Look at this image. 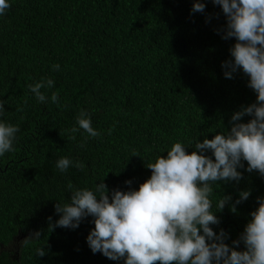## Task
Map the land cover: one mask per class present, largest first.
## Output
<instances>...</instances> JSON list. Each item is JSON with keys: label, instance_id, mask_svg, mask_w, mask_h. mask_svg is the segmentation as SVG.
I'll list each match as a JSON object with an SVG mask.
<instances>
[{"label": "trees", "instance_id": "trees-1", "mask_svg": "<svg viewBox=\"0 0 264 264\" xmlns=\"http://www.w3.org/2000/svg\"><path fill=\"white\" fill-rule=\"evenodd\" d=\"M9 2L0 15V122L19 131L15 150L0 156V264H125V258L92 252L91 216L76 229L51 230L60 218L55 205L69 203L74 190L95 191L102 181L109 195L138 190L151 176L146 166L167 157L173 144L181 142L191 154L195 143L230 131L232 115L257 96L242 69L232 79L224 75L222 64L234 61L230 49L237 41L222 38L227 20L212 0H200L204 12L192 11L195 0ZM47 79L54 86L41 89L47 97L41 103L29 85ZM53 92L59 105L51 101ZM82 110L98 137L80 129L69 138ZM205 154L215 159L210 150ZM62 157L85 167L61 172L56 163ZM241 162L242 178L217 181L210 196L220 220L210 227L217 235L224 230V242L238 251L245 245L233 241L259 207L257 198H264V176ZM246 190L249 198L233 212ZM222 196L232 199L217 211ZM37 231L40 239L22 246Z\"/></svg>", "mask_w": 264, "mask_h": 264}, {"label": "clouds", "instance_id": "clouds-1", "mask_svg": "<svg viewBox=\"0 0 264 264\" xmlns=\"http://www.w3.org/2000/svg\"><path fill=\"white\" fill-rule=\"evenodd\" d=\"M219 5L226 17L223 39L235 38L230 49L234 61H226L224 75L233 78L239 69L249 77L248 87L256 94V103L243 107L231 117L232 126L227 133L216 134L195 143L197 151L189 154L181 142L173 144L167 157L159 156L146 167L151 176L140 184L138 190L114 189L109 195L107 185L100 182L95 191L78 189L71 193L69 203L55 205L60 218L49 228L76 229L82 220L94 218V229L87 236L93 253L100 252L111 260L125 258V264H264V198H257L259 207L251 213L238 246L243 241L246 250L238 251L224 242L227 234L221 229L217 235L210 225H218L219 218L212 211V184L217 181H239L247 161L246 171H258L264 176V0H212ZM11 7L9 0H0V15ZM205 3L195 0L193 12H204ZM59 70V64L53 65ZM54 81L47 79L29 85L36 99L47 102L42 88H52ZM51 101L59 105V93L53 92ZM5 111L0 100V114ZM252 117L247 123L239 122L244 116ZM75 133L83 129L88 136L100 133L92 127L85 111L77 116ZM18 126L0 122V156L14 151ZM111 132V130H109ZM211 151L214 160L205 153ZM75 166L83 170L84 164L67 157L60 158L56 167L66 171ZM131 184V181H126ZM69 189L73 185L69 183ZM240 198L231 205L245 201L250 191H241ZM99 197V199H98ZM231 196H222L217 202L221 211L231 201ZM51 222V217L48 218ZM202 230V234H201ZM41 237V232L30 234L21 241L27 246ZM36 254L43 257L45 248Z\"/></svg>", "mask_w": 264, "mask_h": 264}, {"label": "flooded vegetation", "instance_id": "flooded-vegetation-1", "mask_svg": "<svg viewBox=\"0 0 264 264\" xmlns=\"http://www.w3.org/2000/svg\"><path fill=\"white\" fill-rule=\"evenodd\" d=\"M14 247H15V249H16V254H17V252H18V245L16 246V245H14ZM10 251H12V250H10ZM10 251H8L10 254H11V252Z\"/></svg>", "mask_w": 264, "mask_h": 264}]
</instances>
